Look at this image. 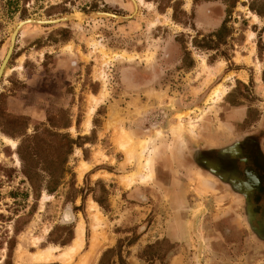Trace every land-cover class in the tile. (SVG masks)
Here are the masks:
<instances>
[{
	"label": "rangeland",
	"instance_id": "obj_1",
	"mask_svg": "<svg viewBox=\"0 0 264 264\" xmlns=\"http://www.w3.org/2000/svg\"><path fill=\"white\" fill-rule=\"evenodd\" d=\"M250 7L264 0H0V64L24 21L120 17L17 31L0 78V264H65L30 257L62 254L78 226L68 264L108 250L109 264H264V15ZM225 19L230 34L208 37Z\"/></svg>",
	"mask_w": 264,
	"mask_h": 264
},
{
	"label": "bare ground",
	"instance_id": "obj_2",
	"mask_svg": "<svg viewBox=\"0 0 264 264\" xmlns=\"http://www.w3.org/2000/svg\"><path fill=\"white\" fill-rule=\"evenodd\" d=\"M219 93L220 92L218 90H216V91H214L213 95L218 96ZM94 102L96 103L98 101L95 99ZM92 112H93V110L88 113V120L86 123L87 127H89V120H90L89 118H90ZM124 135L125 136L123 137L122 142L120 143V146L122 148H125V150L127 149L130 156H132V154L134 153V151H136V148H137V151L140 155V158L144 159V151H145L148 143L139 142V144L137 146H135L133 141L131 140V138L127 134H124ZM1 139L6 144H8L10 147H12V148L15 147V143L13 141L7 139L6 137H1ZM86 169H87L86 165L81 163V167L79 168V176H81ZM39 238L37 240H35V242H34L35 244L39 243V241H40ZM82 246H83V228L81 226H78V228L76 230L75 239H73L72 244L69 247H67L62 254L55 256L54 253L59 248L47 247L46 249L41 250L40 252H38L37 254H35L34 256H32L30 258H31V261H33L35 263H47V262H50L51 260L54 261L56 259H61V260H65L63 262H67L65 264H68L70 259L76 254V252H78L82 248ZM19 259L21 262L24 260L22 257H20Z\"/></svg>",
	"mask_w": 264,
	"mask_h": 264
},
{
	"label": "water",
	"instance_id": "obj_3",
	"mask_svg": "<svg viewBox=\"0 0 264 264\" xmlns=\"http://www.w3.org/2000/svg\"><path fill=\"white\" fill-rule=\"evenodd\" d=\"M97 15H102V16H107V17H114V18H120L118 16H113V15L105 14V13H102V14L91 13V14H84V15H80V16H76V17L75 16L74 17L70 16V17H65V18H60V19H55V20H46V21L27 20V21H24V22L20 23L15 28V30L12 32V34H11L9 48L7 50V53H6L5 57H4V59L2 60V62L0 64V78H1V75H2V73L4 71V69H5L7 61L10 58V55L12 53V48H13V44H14V41H15V37H16L17 31L22 25L27 24V23H36V24L50 25V24H57V23L66 22V21H69V20H81L82 18H87V17H91V16H97Z\"/></svg>",
	"mask_w": 264,
	"mask_h": 264
},
{
	"label": "trees",
	"instance_id": "obj_4",
	"mask_svg": "<svg viewBox=\"0 0 264 264\" xmlns=\"http://www.w3.org/2000/svg\"><path fill=\"white\" fill-rule=\"evenodd\" d=\"M250 10L252 12H254L255 14H257L258 16H263L264 15V11L263 10H258L254 7H250ZM227 23L228 20L225 19L222 24L220 25V27L213 33H211L210 35H208V37H224L225 35H229L230 34V29L227 27ZM200 45V44H199ZM201 48H206V45H202L200 46ZM183 51L184 53H186V48L183 47ZM112 253V250H108L106 251L103 256L101 257V260L99 261V264H109L108 262V254Z\"/></svg>",
	"mask_w": 264,
	"mask_h": 264
},
{
	"label": "crops",
	"instance_id": "obj_5",
	"mask_svg": "<svg viewBox=\"0 0 264 264\" xmlns=\"http://www.w3.org/2000/svg\"><path fill=\"white\" fill-rule=\"evenodd\" d=\"M118 145H120V144L118 143Z\"/></svg>",
	"mask_w": 264,
	"mask_h": 264
}]
</instances>
